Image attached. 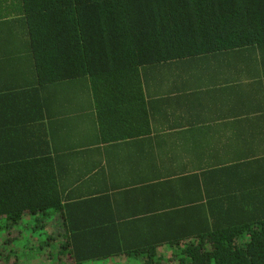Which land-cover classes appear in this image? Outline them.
Returning <instances> with one entry per match:
<instances>
[{
	"label": "crops",
	"instance_id": "crops-1",
	"mask_svg": "<svg viewBox=\"0 0 264 264\" xmlns=\"http://www.w3.org/2000/svg\"><path fill=\"white\" fill-rule=\"evenodd\" d=\"M16 48L0 47V165L31 162L56 181L61 210L44 227L57 241L68 226L159 227L154 213L200 197L222 165L264 177V45H204L94 88L38 82Z\"/></svg>",
	"mask_w": 264,
	"mask_h": 264
},
{
	"label": "trees",
	"instance_id": "trees-1",
	"mask_svg": "<svg viewBox=\"0 0 264 264\" xmlns=\"http://www.w3.org/2000/svg\"><path fill=\"white\" fill-rule=\"evenodd\" d=\"M251 44L264 45V0H0V47L29 55L38 82L77 78L94 88L138 77L139 65L171 54ZM247 171V163L209 170L200 197L154 213L159 227L68 226L63 241L50 229L51 264H110L122 255L165 264L163 246L177 264H264V177ZM56 192L34 163L0 165V229L25 217L44 227L61 210Z\"/></svg>",
	"mask_w": 264,
	"mask_h": 264
},
{
	"label": "rangeland",
	"instance_id": "rangeland-1",
	"mask_svg": "<svg viewBox=\"0 0 264 264\" xmlns=\"http://www.w3.org/2000/svg\"><path fill=\"white\" fill-rule=\"evenodd\" d=\"M35 222L30 218L29 220L24 218L14 226H3L0 229V264H51L53 262L48 254L56 246L50 238V228H35L37 225ZM172 254L173 249L169 247H164L158 253L165 259V264H177L171 260ZM111 263L140 264L139 259L119 262L114 260Z\"/></svg>",
	"mask_w": 264,
	"mask_h": 264
}]
</instances>
